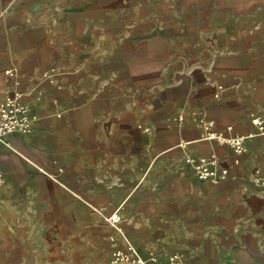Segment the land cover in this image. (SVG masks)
Segmentation results:
<instances>
[{
    "label": "crops",
    "instance_id": "0c3cea01",
    "mask_svg": "<svg viewBox=\"0 0 264 264\" xmlns=\"http://www.w3.org/2000/svg\"><path fill=\"white\" fill-rule=\"evenodd\" d=\"M14 91L34 125L0 143V264H264V0H0Z\"/></svg>",
    "mask_w": 264,
    "mask_h": 264
},
{
    "label": "built area",
    "instance_id": "2783aa9c",
    "mask_svg": "<svg viewBox=\"0 0 264 264\" xmlns=\"http://www.w3.org/2000/svg\"><path fill=\"white\" fill-rule=\"evenodd\" d=\"M253 123L262 129L264 126L263 120L260 117H255ZM34 125L31 104L25 102L22 98V93L14 91L9 96L0 102V143L4 141V137L13 132L28 133ZM209 137L228 144L237 153L247 151L246 140L249 135L239 134L235 137H228L221 133L209 132ZM200 177H208L214 175V170L209 166H199ZM4 182V174L0 170V185ZM264 185V178L262 179ZM109 220L116 223L118 214H113ZM108 260L107 264H159L158 257L155 254H150L147 257L138 254L137 248L128 244L126 248L118 247L115 249ZM170 264H189L178 254H172L169 260Z\"/></svg>",
    "mask_w": 264,
    "mask_h": 264
},
{
    "label": "rangeland",
    "instance_id": "374dc122",
    "mask_svg": "<svg viewBox=\"0 0 264 264\" xmlns=\"http://www.w3.org/2000/svg\"><path fill=\"white\" fill-rule=\"evenodd\" d=\"M123 13L125 15H129L130 11H124ZM73 51H74L73 54H75L74 49ZM84 258H85V264H107L109 259L108 256L102 258V256L98 254L97 250L92 251L91 249H89L88 253H84Z\"/></svg>",
    "mask_w": 264,
    "mask_h": 264
}]
</instances>
